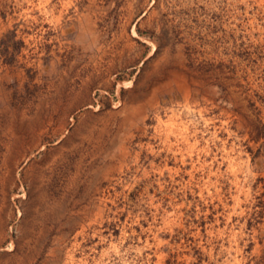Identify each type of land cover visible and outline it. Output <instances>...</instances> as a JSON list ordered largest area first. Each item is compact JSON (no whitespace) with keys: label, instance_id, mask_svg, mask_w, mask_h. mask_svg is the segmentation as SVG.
I'll list each match as a JSON object with an SVG mask.
<instances>
[{"label":"rangeland","instance_id":"rangeland-1","mask_svg":"<svg viewBox=\"0 0 264 264\" xmlns=\"http://www.w3.org/2000/svg\"><path fill=\"white\" fill-rule=\"evenodd\" d=\"M0 264H264V0H0Z\"/></svg>","mask_w":264,"mask_h":264},{"label":"trees","instance_id":"trees-1","mask_svg":"<svg viewBox=\"0 0 264 264\" xmlns=\"http://www.w3.org/2000/svg\"><path fill=\"white\" fill-rule=\"evenodd\" d=\"M9 64V63H8Z\"/></svg>","mask_w":264,"mask_h":264}]
</instances>
